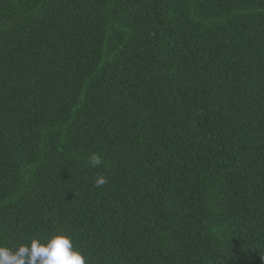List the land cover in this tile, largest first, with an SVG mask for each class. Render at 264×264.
Here are the masks:
<instances>
[{
    "label": "trees",
    "instance_id": "1",
    "mask_svg": "<svg viewBox=\"0 0 264 264\" xmlns=\"http://www.w3.org/2000/svg\"><path fill=\"white\" fill-rule=\"evenodd\" d=\"M58 228L91 264H264V0H0V243Z\"/></svg>",
    "mask_w": 264,
    "mask_h": 264
},
{
    "label": "clouds",
    "instance_id": "2",
    "mask_svg": "<svg viewBox=\"0 0 264 264\" xmlns=\"http://www.w3.org/2000/svg\"><path fill=\"white\" fill-rule=\"evenodd\" d=\"M90 167L99 168L102 163L98 154H91ZM108 183L105 175L94 178L97 189ZM0 264H91L73 235L63 228L56 229L47 236L36 235L27 243H19L15 248L0 243Z\"/></svg>",
    "mask_w": 264,
    "mask_h": 264
}]
</instances>
